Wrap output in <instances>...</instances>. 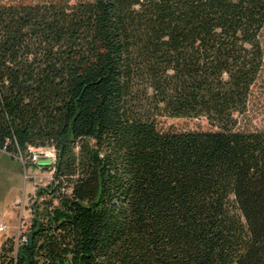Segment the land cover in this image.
<instances>
[{
	"label": "trees",
	"instance_id": "obj_1",
	"mask_svg": "<svg viewBox=\"0 0 264 264\" xmlns=\"http://www.w3.org/2000/svg\"><path fill=\"white\" fill-rule=\"evenodd\" d=\"M263 25L264 0H0V150L58 151L3 264H264V130L237 127Z\"/></svg>",
	"mask_w": 264,
	"mask_h": 264
},
{
	"label": "rangeland",
	"instance_id": "obj_2",
	"mask_svg": "<svg viewBox=\"0 0 264 264\" xmlns=\"http://www.w3.org/2000/svg\"><path fill=\"white\" fill-rule=\"evenodd\" d=\"M76 0H70L74 3ZM262 48V65L251 85L250 96L244 113L237 116V127L244 130H264V25L259 33ZM157 128L162 131H204L215 129L204 117H170L157 115ZM25 155V151H23ZM53 179V165L46 161L24 164L18 153L0 150V224L6 225L7 232L0 233V252L8 238L18 235L22 224L27 233L32 225L35 210H48L49 196L43 188L49 187ZM43 191V193H39ZM2 256V254L0 253ZM0 264L3 261L0 259Z\"/></svg>",
	"mask_w": 264,
	"mask_h": 264
},
{
	"label": "built area",
	"instance_id": "obj_3",
	"mask_svg": "<svg viewBox=\"0 0 264 264\" xmlns=\"http://www.w3.org/2000/svg\"><path fill=\"white\" fill-rule=\"evenodd\" d=\"M5 150V149H4ZM19 159L24 164H39L42 161H46L48 165H55L57 161L58 151L54 145L46 146V147H34L29 146L25 151V155L23 152L18 153ZM47 188V187H46ZM45 189V188H44ZM22 224L18 225V235L14 238V244L16 252L24 245L30 243V228H28L27 233L24 231L25 229L22 227ZM31 227V226H30ZM7 227L6 225L0 224V233H6Z\"/></svg>",
	"mask_w": 264,
	"mask_h": 264
},
{
	"label": "water",
	"instance_id": "obj_4",
	"mask_svg": "<svg viewBox=\"0 0 264 264\" xmlns=\"http://www.w3.org/2000/svg\"><path fill=\"white\" fill-rule=\"evenodd\" d=\"M62 153H63V148L60 150V153H59V154L62 155ZM30 234H31V233H30Z\"/></svg>",
	"mask_w": 264,
	"mask_h": 264
}]
</instances>
